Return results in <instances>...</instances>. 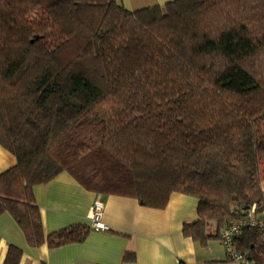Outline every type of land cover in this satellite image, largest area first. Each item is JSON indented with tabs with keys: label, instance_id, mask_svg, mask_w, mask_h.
Listing matches in <instances>:
<instances>
[{
	"label": "trees",
	"instance_id": "1",
	"mask_svg": "<svg viewBox=\"0 0 264 264\" xmlns=\"http://www.w3.org/2000/svg\"><path fill=\"white\" fill-rule=\"evenodd\" d=\"M0 145L16 159L0 214L31 247L88 235L43 233L33 187L64 171L150 208L192 195L182 232L220 240L232 218L264 212V0H0ZM235 248L264 264L263 229L242 226ZM21 256L9 245L2 264Z\"/></svg>",
	"mask_w": 264,
	"mask_h": 264
},
{
	"label": "crops",
	"instance_id": "2",
	"mask_svg": "<svg viewBox=\"0 0 264 264\" xmlns=\"http://www.w3.org/2000/svg\"><path fill=\"white\" fill-rule=\"evenodd\" d=\"M119 1L125 8L137 10L171 0ZM15 163V157L0 145V173ZM33 194L45 236L73 224L88 225V235L82 242L55 248L45 243L31 247L14 218L4 212L0 214V264L9 245L22 250L19 264L243 263L229 259L219 239L200 243L182 232L184 223L198 219V199L192 195L173 192L164 208H150L134 197L88 190L65 171L47 183L35 185ZM96 200L103 204L100 221L108 225V230L91 227L90 207ZM262 216L254 218L261 220ZM209 229V233H214L213 221L209 222Z\"/></svg>",
	"mask_w": 264,
	"mask_h": 264
},
{
	"label": "built area",
	"instance_id": "3",
	"mask_svg": "<svg viewBox=\"0 0 264 264\" xmlns=\"http://www.w3.org/2000/svg\"><path fill=\"white\" fill-rule=\"evenodd\" d=\"M103 204L96 200L92 203L90 207V221L91 227L99 230H108V225L100 221L102 214ZM250 210L254 211V207ZM235 214L237 212L235 211ZM258 226L264 231V222L252 218L250 211H246L241 218H232L221 230L220 232V241L225 248L228 258L233 261H241L244 264H251L248 262L244 256L235 250V236L238 234L242 226ZM180 264V263H179Z\"/></svg>",
	"mask_w": 264,
	"mask_h": 264
},
{
	"label": "rangeland",
	"instance_id": "4",
	"mask_svg": "<svg viewBox=\"0 0 264 264\" xmlns=\"http://www.w3.org/2000/svg\"><path fill=\"white\" fill-rule=\"evenodd\" d=\"M260 178H261V182H260V184H261V188H262V190L264 191V176H260ZM237 213H239V212H237ZM244 213V212H243ZM250 213L252 214V216L254 215L253 213H254V211H252V210H250ZM244 215V214H243ZM242 215V216H243ZM259 215V214H258ZM262 219H264V212L262 213ZM237 218V217H236ZM255 219V218H254ZM208 231H210V229H209V227H208Z\"/></svg>",
	"mask_w": 264,
	"mask_h": 264
}]
</instances>
